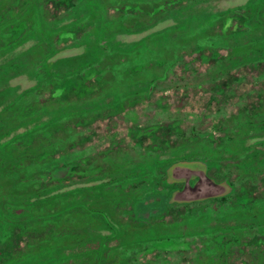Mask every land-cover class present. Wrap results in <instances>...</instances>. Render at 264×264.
<instances>
[{
  "label": "trees",
  "instance_id": "1",
  "mask_svg": "<svg viewBox=\"0 0 264 264\" xmlns=\"http://www.w3.org/2000/svg\"><path fill=\"white\" fill-rule=\"evenodd\" d=\"M163 1V4L167 6V12H169L171 9L175 10L178 7L181 9L183 6L194 5L206 0ZM52 5L55 7L54 12L51 13L53 17L64 10H66L65 13H69L76 7L74 0H39L40 14H43L41 9L50 13V10L53 9ZM240 10L242 9L228 10L218 14L212 20L213 23L219 20L224 21L223 27L218 32H216L215 24L212 27L209 25L207 30L203 29L204 26L196 30H202L200 34L196 33V36L206 34L209 35V39L208 44L197 42V47L190 51L191 55L196 54L197 56L193 57L190 62H183L186 52L179 49L178 55L173 57V60H163V66L158 68L160 72L158 77L151 78L149 81H147L148 77H142V80L147 83L146 88L141 90L145 92L146 98L143 97L144 95L133 93L118 99V101L115 100L109 104L106 102L102 106L98 105L105 97L101 98V95L93 97V95L100 89L99 77L106 71L99 74L101 69L97 70L94 67L83 68L68 74L48 76V72L42 67L44 64L42 60L65 47L75 45L80 39L77 36L78 32L75 31L60 36L61 30L58 36L55 34L53 39L46 38L44 35L38 38L37 45L40 44L38 51L44 49L45 53L41 59L35 58L37 52L31 45L32 49L25 51L26 53L20 56L19 60L16 59V62L3 63V66L0 67V182L6 181L5 194L11 203L19 202L16 209L23 211L18 216L21 220L18 219L15 223H8L5 226L9 234L5 239L6 244L4 241L0 244V262L19 257L37 256L34 253L35 249L40 248L43 252L41 255L48 257L50 253L58 252L59 260H50L45 264H175L177 260H180L181 263L194 264L202 257V254L209 258L205 264H215L217 258L221 260V264H256L260 260L264 264V223L261 222L240 227V234L232 233V230L225 229V227L211 228L208 226L206 229H209L204 230V226L195 233L181 232L175 236L166 234L167 239L164 238L165 240L162 242L151 244L140 240L133 245L124 247L116 245L115 249H112L110 246L107 247L110 237H101L99 234L92 236L89 234L88 237L86 222L88 224L96 223L97 220L102 219L101 221L106 222L104 229L111 232L116 231V234H119V230L110 228L109 224L113 222L112 224L119 227L121 219L124 221L128 219L126 213L113 211L112 215V212H105L104 209L100 212L91 208V205L101 204L102 200L113 199V196L109 197L106 193H103L102 197L94 196V190L88 189L87 206L84 205L81 189L71 192L72 196L65 197L64 201L61 199L55 201L54 197L50 198L58 188L85 181L91 177L90 174L107 172L105 164L103 167L95 166V161L88 160V168L83 167L85 161L83 146L90 142L96 133V136L100 135L107 141L116 140L120 133L113 126L117 125L115 121L118 116L126 118L127 111L132 110L139 101H148L151 94L159 89L160 83H163V91L167 92L173 91L180 94H189L193 91L207 92L208 97L205 105L201 104V106L204 111L208 109V113L205 111V113L194 114L191 110L186 109L191 101L177 100V105L182 107L181 110L170 112L167 105H163V112L174 113L176 117L146 127L132 124L134 138L141 142H148L136 149L151 155L153 188V185L159 186L158 172L160 169L157 166V157L160 153L170 152L176 147L191 144H196L194 148L203 153L208 150L206 143L212 141L218 143L234 135L237 132L235 126L251 128L253 131H264V50L257 49L258 52L253 57L237 61L238 54L225 44V41L236 32L243 33L253 28L256 29L258 26V22H254V14L249 17L247 16L249 13L244 15ZM253 13H259V11L255 10ZM17 20L18 16L14 15H10V18L5 16L1 19L0 17V57L27 40L36 42V38L31 37L34 34L32 30H26L25 26L18 28ZM241 21L246 25L249 23L250 26L246 27L247 30L240 31L238 23ZM230 26H233V29ZM261 28H264V23ZM41 30H39L40 35L44 31L47 34L50 33L48 28H45L44 31ZM167 47L165 46L164 50H170ZM215 47H217L216 50H214ZM46 48H48L47 52ZM221 50H224L226 54L221 55ZM26 60L28 63L33 62L34 65L26 66ZM20 61L21 64H19ZM194 62H199L202 65L207 64L208 68L204 72L195 71L190 67ZM127 63L124 64V67H120L121 71H118V74L113 75V80L115 78L122 79V81H115L124 84L126 88L135 85L133 83H139L133 78L126 79L122 76V74L128 76L139 66L131 67ZM179 63L183 66L181 71L185 72V76H174L180 83L169 84L172 79L176 78L169 79L167 77L173 75L174 68ZM30 68L34 70L38 83L20 94L13 92L8 86V81L13 76L24 73ZM128 93H131L130 90ZM200 99L201 97L197 101ZM130 100L132 102H129ZM51 103H55V105L52 106ZM194 103L197 107V103ZM88 106L90 109H86ZM51 116L52 119H47L45 127L19 134L20 130H25L33 124L37 125L44 118H51ZM104 121H112V128L106 131L107 134H100L96 132L93 125ZM128 132L127 129L126 133ZM121 149L119 146V150ZM112 150H114L113 147L105 149L104 152ZM260 155L264 156V150ZM123 157L127 158L124 149L121 152L119 172L128 173L129 162ZM106 163L111 164V161ZM247 163L255 166L257 162L247 161ZM222 166L229 171L227 165ZM222 166L217 164L216 167L210 169H215L216 177L221 176L224 181H228L231 179V174L222 171L220 168ZM134 170L137 175L139 167L136 162ZM63 172L64 174L61 175ZM155 172L157 175L154 174ZM56 174L57 176H55ZM136 175V192L135 196L131 198L137 200L139 197L136 193L141 190L138 186L143 183ZM231 181L228 182L227 193L222 196L177 204L176 207L185 208V212L182 214L180 222L177 220L172 224L181 223L184 220L193 223L196 221L199 224L205 223V221L220 223L219 220L224 221V219L240 213L241 218L247 219L250 215H247L249 213L247 211L255 212L254 205L264 198V190L259 192L264 188V178L257 177L253 180L245 175L242 178L236 176ZM75 192L81 194L77 196ZM145 196L143 194L141 199H144ZM118 209H120L119 206ZM99 214L102 218L98 216ZM155 214L160 218L162 215L165 217L158 211ZM158 217L155 219L156 222ZM75 222H80V224L74 225ZM53 224H60L59 229H55ZM161 224L164 225L163 227H167L171 223L163 222ZM89 228L93 229L92 226ZM65 229L69 233L56 239L55 237ZM224 231L225 233H222ZM120 235L125 238L127 232L121 231ZM72 236L77 239L74 240L75 242L70 239ZM98 237H100L101 247L93 249V251L90 250L96 256L93 260L86 261L87 258L84 257V254L88 253V250L83 252L81 247L86 244L85 241L89 244L91 243L89 240H96ZM64 238H69L70 242L61 243ZM199 238L202 242L201 247L195 244ZM73 249H80L83 256L81 253L75 258H69V255H65V259L61 258L63 257L60 253L62 250L68 252ZM149 256L153 259L150 260ZM197 256L198 258H196Z\"/></svg>",
  "mask_w": 264,
  "mask_h": 264
},
{
  "label": "rangeland",
  "instance_id": "2",
  "mask_svg": "<svg viewBox=\"0 0 264 264\" xmlns=\"http://www.w3.org/2000/svg\"><path fill=\"white\" fill-rule=\"evenodd\" d=\"M162 1L163 0H74L76 7L72 9L71 12L65 13L66 10H64L59 12V14L55 17L51 15V13H53L55 10L54 5H52L53 9L50 10V13L47 10L41 9L43 14L38 16L39 23L36 24L37 30L34 28L31 29L34 33L31 37H35L36 42L27 40L22 45H18L17 48H13L9 52L5 53L3 57H0V67H2L3 63L5 62L11 61L10 63H12L19 60L20 56H23L26 53L25 51L32 49L30 47L31 45L34 46V50L37 52L35 58H43L45 54L43 52L44 49L39 52L38 50L40 44L37 45V39L43 37V35L46 38L53 39L55 38V34L58 36V33H60L61 30L60 36L66 35L71 31L78 32L77 34L79 35L77 36L80 39L75 45L65 47L61 51L45 57L42 60L44 63L42 67L45 68L46 72H48V76L54 74L62 75L73 73L88 67H94V69L97 70L101 69L99 74L103 73V71H106V73L99 77V88H103V90L99 89L93 95V97L100 95L101 98L105 97L101 103H98V105L102 106V104L106 102L109 104L115 100L118 101V99L125 98L129 94L133 93L136 95H144L143 97H145V92L141 90L146 88L147 83L142 80V77H148L147 81H149L151 78L158 77L160 73L158 68L163 66V60H173V57L178 55L177 52L179 49H183V51L186 52L183 62H190L193 57L197 56L196 54H190V51L197 47V42L208 44L209 39V35L206 34L196 36V33L200 34L202 31L196 30H198L201 26H204L203 29L207 30L209 25L212 27V25L215 24L216 32H218V30L223 27L224 21L219 20L213 23L212 20L218 14H221L225 11L242 9L240 11L244 15L249 13L247 16L250 17L254 14V22H258L256 29L253 28L252 30L245 31L243 33L236 32V34L230 36L225 41V44L230 46L232 51L238 54L237 61H240V59L245 60L247 58L253 57L258 52L256 51L257 49L264 50V28H261L263 27L264 23V0H206L203 2H197V4L194 5L183 6L181 9H178L179 7L175 8V10L171 9L169 12H167V6L164 5V1ZM29 6L31 5H25L23 10L24 16H22L23 19L27 21H30L31 19L29 18L32 16L30 14L31 9ZM17 7V0H0L1 19L5 18V16L10 18V15L19 16V14H15ZM124 10L127 11L123 12ZM255 10H258L259 13H253ZM238 24L240 31L247 30L246 27L250 26L249 23L246 25L242 21ZM230 27L228 28L230 29ZM45 28L49 29V34L44 31ZM231 28L233 29V26ZM39 30L44 31V33L40 35ZM165 46H168L167 48H170V50H164ZM47 49L48 48L45 49L46 52ZM216 49L217 47L214 48V50ZM220 53L221 55L226 54L224 50H221ZM126 62H128L127 65L131 67L139 65L137 69L133 70V72L128 74V76L122 74V76L126 79L133 78L135 81L139 82L133 83L135 85H131L128 88H126L124 84H119L115 81H122V79L115 78V80H113V75L118 74L117 72L121 71L120 67H124ZM19 64H21V61ZM28 64H31L32 66L34 65L33 62L28 63L26 60V66ZM182 67V64L179 63L176 68H174L173 75L167 77L169 79L176 78L172 79L171 83L169 84L180 83L178 78L174 76H185V72L181 71ZM190 67L195 71L204 72L208 68V65H202L199 62H194ZM136 71L137 73H135ZM37 83V77L35 76L34 70L30 68L24 73L13 76V78L8 81V86H10L13 92L20 94L30 88H33ZM104 83H107V85H104ZM158 88V90L151 94V96L148 98V101H139V103L132 110H128L126 118L118 116L115 121L117 122V125H114L113 127L117 128L121 137H124L127 129L132 130L134 124L146 127L150 124L163 122L169 120L172 117H176L174 113L168 114L163 112V105H167V108L170 109V112L181 110L182 107H180L181 105H177V100L184 102L191 101L186 109L191 110L194 114L205 113V111L208 113V109L204 111L202 110L201 106V104L205 105V101L208 97L207 92L204 91L203 93H197L196 91H193L189 94H180L173 91L167 92L163 91V83H160ZM129 90L131 93H128ZM199 97H201V99L200 101H197ZM129 102H132V100ZM194 102L197 103V107H195ZM160 103L163 104L161 105ZM51 105L53 106L55 103H51ZM86 109H90L89 106L86 107ZM229 111H231V109H229ZM47 119L51 120L52 116L51 118H44L37 125L33 124L27 127L25 130H20L19 134H25L30 130L45 127ZM94 128L96 132L104 134L106 131L112 128V121L98 123L94 125ZM235 129L237 132L234 135L229 136L230 138L218 143H214V141L206 143L208 150H205L206 152L203 151V153L199 151L202 154H200L196 148H194L196 144H191L188 146L184 145L183 147L178 148L176 147L174 150L168 152L164 156L163 153H160L157 157V166L160 169L158 172L159 176H163L162 174L160 175V166L163 164H168L171 166L168 171L177 170L180 171L181 174L193 171L204 173L209 170V176L212 178L214 176V179L216 178L217 182H221L220 185L225 187L226 191H228V181H224L221 176L216 177L215 169H210L211 167H216L217 164H220L221 166H228L229 171L224 169L223 166L220 168H222V171L230 172L231 179L229 181H231L233 178H236V176L238 178H242L245 177V175H247L249 178H253V180L257 177L264 178V156L260 155L264 150V131H253L251 128L246 129L241 126H235ZM97 136L99 137H97V139L93 138V140L98 141L99 148H105L108 141L105 138H101L100 135ZM132 152L133 151L130 153ZM125 160L127 161V158H125ZM247 161L257 163L254 166L252 164H248ZM135 162H143L145 168L150 166H148L144 160H140L137 155L135 157ZM149 163H151V161H149ZM63 174L64 172L61 173V175ZM154 174L157 175L156 172ZM55 176H57V174ZM6 185V181L0 182V244L3 241L4 244H6L5 239L9 234L5 229V226L8 223H15L18 221V219H20L18 216L20 212L23 211L21 209H16V206L19 205V202L11 203V201L8 199L4 190ZM84 186L80 185V182L74 184L72 183L66 187L56 189L50 198L54 197L55 201L60 199L64 201L66 199L65 197L69 198L72 196L71 192L80 190ZM153 186L154 188L151 187L150 189L152 190L150 192L151 195H146L144 199H141L143 196V189L136 193L139 199L133 202V206L135 207L134 212L139 214L148 210L155 211L156 209L160 214H164L165 217L162 215L160 218L157 214H154L150 218L145 219L147 222H134L131 220L124 221V219H121V221H119V227H117L115 224H112L113 222L111 224L108 223L110 228H117L119 230V234H116V231L111 232L110 230L104 229L106 222L101 221L102 219L97 220L96 223L92 222L88 224L86 222V228L88 227V237L89 234L91 236L93 234H99L101 237L108 236L111 239H109L107 247L110 246V248L115 249L116 245H121L124 247L125 245H133L135 242L137 243L140 240L147 241V243L151 244L162 242L165 240L164 238L167 239L166 234L175 236V234L181 232L195 233L204 226V230H208L209 228L206 229L208 226L211 228L225 227V229L227 228L232 230V233L240 234L241 230L239 228L242 226L247 227L249 225H255L257 222L264 223V198L260 200L259 203L254 205L255 212L247 211L249 212L247 215L250 214L247 219L241 218L240 213L232 215L229 218L224 219V221L219 220L220 223L205 221V223L203 222L199 224L195 221L196 223L194 222V224L193 222L186 220L179 223L182 220L181 218L182 214L185 212V208L173 206L167 211V214L163 213V210L167 207V204L163 203V193H161L163 188L160 185ZM153 189L158 191H154ZM263 190L264 188L260 189L259 192H263ZM168 191V198L170 199V190L168 189ZM75 193L77 196L81 194L80 192ZM50 203L53 202L50 201ZM167 203L168 205H175L171 204V201H167ZM104 207H108V205L106 206V204H104L102 208ZM91 208H94L95 210L100 209L99 204H97V206L91 205ZM248 209L250 210V208ZM111 214L113 215L114 212ZM132 215L134 216V213H132ZM98 216L101 217V214ZM156 217L159 218L157 222L155 221ZM177 220L179 222L174 224L179 228H176L174 224H172V222ZM163 222L171 224L167 227H163L164 225L161 224ZM79 224L80 222L74 223V225ZM53 226L55 229H59L60 224H53ZM90 226L93 227L92 230L89 228ZM121 231L127 232L125 238L120 237ZM67 233H69V231L65 229L64 231H61L55 238L57 239L63 235L65 236ZM222 233H225V231ZM74 237H70L72 242L76 239ZM70 239L64 238L61 243H69ZM197 240L199 241L196 242L195 240L196 243H194L201 247V239L199 238ZM89 241H91V243L88 244L85 241L86 244L81 247L83 248V252L88 250V253L84 254V257L87 258L86 261L93 260V258L96 256V254H93L92 252L93 249H100L101 247L100 237L96 238V240ZM35 250L36 251L34 253L37 256L19 257L16 259H11L10 261L4 260L1 261L0 264H45L50 260L54 261L59 258L58 252L50 253V256L48 257L41 255L43 252L40 250V248ZM60 253L63 255L61 258L65 259V255H69V258H75L80 256L82 252L80 249H73L68 252L62 250ZM201 256L202 257L199 260H196L194 264H205L207 259H209L208 256L205 257L203 254ZM148 258H150V260L153 259L151 256ZM196 258H198V256ZM73 262L75 263V260ZM214 263L221 264V260L217 258ZM175 264L186 263H181L180 260H177ZM256 264H263V262L260 260Z\"/></svg>",
  "mask_w": 264,
  "mask_h": 264
},
{
  "label": "flooded vegetation",
  "instance_id": "3",
  "mask_svg": "<svg viewBox=\"0 0 264 264\" xmlns=\"http://www.w3.org/2000/svg\"><path fill=\"white\" fill-rule=\"evenodd\" d=\"M17 5L18 7L16 8V14H19L18 16V20H17V27L18 28H22V27H26V30L28 29H32V28H36V24L39 21V17L40 16V6H39V0H17ZM25 5H31L29 6L31 9L30 14L32 15L30 21L28 20H24L22 16H24V7ZM28 7V8H29ZM35 17V18H34ZM37 17V18H36ZM37 21V22H36ZM94 126V125H93ZM97 134V133H96ZM96 134H94L92 136V140H90V142H87L84 146H83V152H84V159L85 161L84 166L88 168V164L87 161H95L96 165L95 166H105L106 168V173H96V174H90L91 177L89 179H85V181H81L80 185H85L84 187L81 188L82 192V199L85 202L84 205L87 206V199H88V195H87V191L88 189H91L92 191L94 190V196L99 195V197H102L103 193H106L109 197L113 196V199H104L102 200V203L99 204V208L97 211H100L102 209H104V211L106 212H123L127 214V218L131 221L134 222H139V221H144L147 222V220L145 219H141L139 217L141 213H136L134 212V204L133 202L137 201L135 198H131L133 196H135V192H136V178H135V157L136 155L140 158V160H144L146 162V164H149L148 168H145V165H143V162L138 163V173L137 175L140 177V179L142 180V184H139V189H143V193L142 195H150V189L152 187V170L150 169L151 167V163H149V161H151V155L149 153H145V152H140L138 151L136 148L137 147H141L142 144H146L148 142H141L139 140H136L134 138V136L132 135V130H129L128 133L124 134V137L121 138L120 135L117 136V139L114 141L108 140L107 146L105 148H99L98 147V141L93 140V138L97 137ZM127 136V137H126ZM119 146L122 148L121 150L125 151V153H127V161L129 162L128 165V173H124V171L122 173L119 172V166H120V157H121V150H119ZM114 148V150L110 151V152H104L105 149L108 148ZM127 148V149H126ZM126 149V150H125ZM131 151H133L132 153H130ZM137 153V154H136ZM168 152H163V156L165 154H167ZM135 155V156H134ZM126 157H123V159H125ZM110 163H106V162H110ZM172 165V164H171ZM161 167V171H160V175L162 174L163 176H159V185L163 188V191H160L161 193H163V203L167 204L166 209L163 210V213H166L167 210L172 207V206H176L177 204H183V203H178V202H174L171 200L172 196L174 193L180 191L183 189V187L185 186V178H182L183 175L181 176V172L177 171V170H170L168 171V169L171 167L170 165H166L163 164ZM85 168V169H86ZM115 168V171H114ZM166 168V169H165ZM133 170V171H131ZM209 170H207L206 172H185V173H190L189 175H191L190 179L188 180L189 185H194L198 180V174H205L208 178H210L211 180H213L214 182L220 184L221 182H217L216 178L214 179L209 176L208 174ZM192 173V174H191ZM136 175V176H137ZM230 179H228L229 182ZM163 181V182H162ZM227 181V180H226ZM71 185V184H70ZM70 187V186H69ZM90 187V188H88ZM120 187H122L121 189H119ZM115 188V189H114ZM168 189L170 190V199L168 198ZM115 192V193H114ZM139 192V191H138ZM93 196V197H94ZM216 198V197H214ZM132 199V200H131ZM169 199V200H168ZM120 200V202H119ZM140 201V200H139ZM143 201V200H141ZM167 201H171V204H175V205H168ZM197 202V201H195ZM192 203V202H190ZM106 204V206L108 205V207H103V205ZM97 206V205H96ZM118 206L120 209H118ZM95 210V209H93ZM103 211V210H102ZM149 211V210H148ZM151 212L154 210H150ZM158 210L155 209V212H157ZM159 212V211H158ZM132 213H134V216L132 215ZM144 213V212H143ZM153 214H151L152 216ZM150 216V217H151ZM149 217V218H150ZM127 219V221H129Z\"/></svg>",
  "mask_w": 264,
  "mask_h": 264
},
{
  "label": "water",
  "instance_id": "4",
  "mask_svg": "<svg viewBox=\"0 0 264 264\" xmlns=\"http://www.w3.org/2000/svg\"><path fill=\"white\" fill-rule=\"evenodd\" d=\"M190 173H182L185 178V186L182 190L173 194L171 200L178 203H190L203 201L209 198L219 197L227 193L226 188L208 178L205 174H198L199 180L194 185H189ZM192 174V173H191ZM155 211H146L139 215L141 219H148Z\"/></svg>",
  "mask_w": 264,
  "mask_h": 264
}]
</instances>
